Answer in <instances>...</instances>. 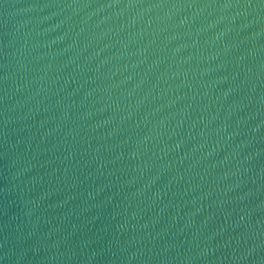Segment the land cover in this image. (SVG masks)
Here are the masks:
<instances>
[{
	"label": "water",
	"instance_id": "obj_1",
	"mask_svg": "<svg viewBox=\"0 0 264 264\" xmlns=\"http://www.w3.org/2000/svg\"><path fill=\"white\" fill-rule=\"evenodd\" d=\"M0 264H264V0H0Z\"/></svg>",
	"mask_w": 264,
	"mask_h": 264
}]
</instances>
